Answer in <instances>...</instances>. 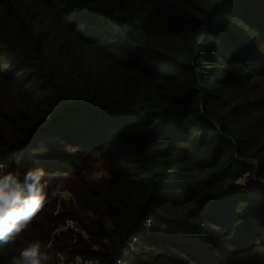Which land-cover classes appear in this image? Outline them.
Listing matches in <instances>:
<instances>
[{
	"label": "trees",
	"instance_id": "trees-1",
	"mask_svg": "<svg viewBox=\"0 0 264 264\" xmlns=\"http://www.w3.org/2000/svg\"><path fill=\"white\" fill-rule=\"evenodd\" d=\"M0 167L73 195L0 264H264V0H0Z\"/></svg>",
	"mask_w": 264,
	"mask_h": 264
},
{
	"label": "clouds",
	"instance_id": "clouds-1",
	"mask_svg": "<svg viewBox=\"0 0 264 264\" xmlns=\"http://www.w3.org/2000/svg\"><path fill=\"white\" fill-rule=\"evenodd\" d=\"M43 168H29L22 175L0 172V246L14 244L41 212L49 197L66 194L64 183L50 186ZM243 183V182H241ZM71 264L67 254L55 252L52 241L29 243L11 264Z\"/></svg>",
	"mask_w": 264,
	"mask_h": 264
},
{
	"label": "rangeland",
	"instance_id": "rangeland-1",
	"mask_svg": "<svg viewBox=\"0 0 264 264\" xmlns=\"http://www.w3.org/2000/svg\"><path fill=\"white\" fill-rule=\"evenodd\" d=\"M0 172H2V169L0 167ZM107 174L105 172V170L102 169L101 165L99 163H96L93 165V168L91 169V171L88 173V175H86V178L90 181H97L102 177H105ZM61 178V177H60ZM59 178V179H60ZM44 179H46L49 183L50 186H54L57 182V179L53 177V175H49V176H45ZM244 179V180H243ZM243 182V183H241ZM239 184L243 185V184H247L250 188H255L256 186V181L255 179L251 178L250 176L242 178V180L239 181ZM244 188V187H243ZM247 192H251L249 190V188L247 187ZM68 194H70V196H67ZM73 199V195L70 192L69 189L66 188V194L61 196V197H57V201H56V208H55V212L54 214H56L57 210H59V204L61 201L65 202V203H69L71 202V200ZM92 220L94 221H98L99 223H101L102 225H104L105 227L110 226L109 222L105 219V218H100L98 219L95 216L91 217ZM63 230V229H62ZM65 230V229H64ZM54 233H58V230H55ZM77 233V232H76ZM70 251V250H69ZM57 252V251H56ZM68 252V251H67Z\"/></svg>",
	"mask_w": 264,
	"mask_h": 264
},
{
	"label": "built area",
	"instance_id": "built-area-1",
	"mask_svg": "<svg viewBox=\"0 0 264 264\" xmlns=\"http://www.w3.org/2000/svg\"><path fill=\"white\" fill-rule=\"evenodd\" d=\"M247 164L249 163H253L254 161H245ZM254 164L256 165L257 163L254 162ZM248 177L247 174L243 175L242 178ZM242 178L238 179V181L236 182V185L238 187H240L241 190H247V187L249 188V190L253 191L254 193H257L259 191V182L261 183V185H264V181H260L259 179H256L255 177H252L253 179H255L256 181V186L255 188H250L247 184H239V181L242 180ZM244 180V179H243ZM244 187V188H243ZM67 196H70V194H68ZM57 213V212H56ZM73 229L75 232H79L80 228L77 222L72 221V220H66L65 221V225L61 228V229ZM136 243V240H132L131 243L129 245H127L125 248H123L122 250V256L123 258H126L127 256H129L132 253L133 250V246ZM56 252V251H55ZM69 257V256H68ZM69 260L71 262V264H96L97 262L94 260H82L79 256H73L72 258L69 257ZM118 264H126L125 262H118Z\"/></svg>",
	"mask_w": 264,
	"mask_h": 264
}]
</instances>
